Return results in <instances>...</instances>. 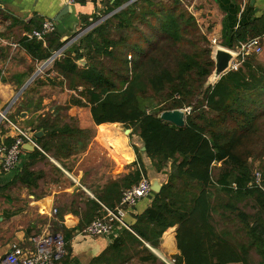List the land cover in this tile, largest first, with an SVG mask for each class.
Returning a JSON list of instances; mask_svg holds the SVG:
<instances>
[{
    "label": "trees",
    "instance_id": "obj_1",
    "mask_svg": "<svg viewBox=\"0 0 264 264\" xmlns=\"http://www.w3.org/2000/svg\"><path fill=\"white\" fill-rule=\"evenodd\" d=\"M105 3L109 17L78 44L68 46L47 72H54L52 80L61 79L63 88L74 93L65 104L39 116L37 128L45 130L37 138L39 145L59 161L85 149L91 131L80 128L73 116L65 121L63 113L65 109L69 116L73 105L84 106L91 109L97 124L118 122L131 129V135H139L158 173L171 162L161 191L154 193L132 225L136 234L124 229L112 243L117 251L113 260L125 258L120 250L128 241L145 246L143 239L157 247L163 233L177 226L178 264H251L253 250L260 256L259 264H264V61L256 53L240 57L237 69L206 87L215 62L192 0ZM99 18L84 17V24L87 27ZM41 25L42 21L34 28ZM263 36L264 13L240 25L226 44L239 48ZM24 43L35 60L44 61L67 41L56 30L45 40ZM82 58L85 65L78 63ZM39 78L37 84H46ZM177 108L187 109L184 127L160 118L163 111ZM134 148L141 153L138 146ZM43 151L36 148L31 159L47 158ZM251 159H261V184ZM30 164L23 166L17 179L33 186L41 173L31 171ZM142 172L146 174L144 167L113 181L118 203L124 189L140 181ZM248 199L254 201L255 213L239 205ZM236 220L246 241L227 227ZM220 223H224L221 228Z\"/></svg>",
    "mask_w": 264,
    "mask_h": 264
},
{
    "label": "crops",
    "instance_id": "obj_2",
    "mask_svg": "<svg viewBox=\"0 0 264 264\" xmlns=\"http://www.w3.org/2000/svg\"><path fill=\"white\" fill-rule=\"evenodd\" d=\"M105 1L0 0V111H7L9 119L29 131H39L43 129L37 128L39 116L48 112L56 101L66 103L74 93L67 88L63 90L61 79L52 80L54 72L40 74L41 61L32 57L24 43L27 33L44 19L56 20L69 5V11L56 20L63 40L84 25V17L92 19L99 14ZM200 3L197 11L209 40L215 38L220 45L234 51L238 48L227 45L228 39L240 25L264 13V0H201ZM259 39L264 49V36ZM47 60L42 67L47 65ZM37 70L39 73L33 78ZM37 77L46 84H37ZM23 103L24 108H20ZM68 114L77 120L80 128L91 131L92 138L85 149L59 161L43 151L36 138L35 148L22 152L18 169L8 172L0 169V259L13 245L32 248V235L45 230L61 232L67 240L68 253L59 264H123L124 259L125 264H149V261L159 263L160 256L178 254L177 226L163 233L157 247L143 239L146 247L128 241L120 250L125 258L118 261L113 260L117 251L111 245L127 228L117 226L107 236L79 233L82 226L104 213L103 205L113 207L118 203L120 195L113 181L143 167L150 179L161 180L162 173L155 170L151 158L142 150L141 137L122 129L123 124H97L91 109L84 106L73 105ZM15 136V130L5 120H0V139L10 144ZM134 146L140 148V154ZM36 148L47 158L31 159V152ZM29 163H32L31 171L41 173L33 186L17 179L23 166ZM151 200L149 197L138 200L127 213L126 220L131 228ZM128 230L136 234L133 228Z\"/></svg>",
    "mask_w": 264,
    "mask_h": 264
},
{
    "label": "built area",
    "instance_id": "obj_3",
    "mask_svg": "<svg viewBox=\"0 0 264 264\" xmlns=\"http://www.w3.org/2000/svg\"><path fill=\"white\" fill-rule=\"evenodd\" d=\"M77 0H68L73 3ZM57 30V21L54 19H44L40 28H34L27 33L28 39L45 40L47 34ZM213 45H219L217 39H212ZM263 50L259 37L251 38L241 44L235 51L238 58L232 63V69H237L247 54H259ZM59 51V50H58ZM57 52V51H56ZM61 52V51H60ZM57 54V56L60 54ZM55 56L49 63L57 58ZM52 57V56H51ZM51 57L49 59H51ZM48 63V64H49ZM0 120H5L16 132V136L11 144L0 140V169L3 171H13L19 168L21 155L24 151L23 145L27 141H36L34 134L15 123L7 116V111H0ZM256 181L260 184L262 181L261 172H256ZM151 179L143 175L140 181L124 189L122 197L114 207L103 205L104 213L98 215L84 228L80 234H89L92 236L110 235L117 226L132 229L127 222V213L133 210L136 202L143 198H148L152 193ZM57 212V209H54ZM32 248H25L13 245L12 248L0 259V264H59L67 255V240L65 236L58 231L45 230L32 235ZM164 264H178L176 257L160 256Z\"/></svg>",
    "mask_w": 264,
    "mask_h": 264
},
{
    "label": "water",
    "instance_id": "obj_4",
    "mask_svg": "<svg viewBox=\"0 0 264 264\" xmlns=\"http://www.w3.org/2000/svg\"><path fill=\"white\" fill-rule=\"evenodd\" d=\"M134 0H131V2ZM69 11V5H66L64 10L58 15L56 20H59L63 14ZM69 37H64L63 41H66ZM65 49V46H63L59 51L55 52L51 59H48L46 64H48L57 54ZM212 59L215 62V68L211 75L209 76L206 87H209L211 85H215L224 74H226L228 71L231 70L232 63L235 61L236 58H238V53L232 49H229L227 47H224L222 45H213L212 46V53H211ZM79 64L85 65L87 63L86 58H82L79 61ZM39 71L35 73L33 78L37 76ZM186 111L187 109H171V110H165L160 114V118L165 122H170L178 127H184L186 125ZM25 114V112L23 113ZM34 133L35 138H40L44 134V130L41 129L39 131L32 129L31 130ZM126 131L131 132V129H126ZM36 141H27L23 147L27 150H33L36 146ZM142 150H146V146H142ZM151 189L152 192L149 195V198L152 199L154 197V193H159L163 187V182L158 179L157 177L151 178Z\"/></svg>",
    "mask_w": 264,
    "mask_h": 264
},
{
    "label": "rangeland",
    "instance_id": "obj_5",
    "mask_svg": "<svg viewBox=\"0 0 264 264\" xmlns=\"http://www.w3.org/2000/svg\"><path fill=\"white\" fill-rule=\"evenodd\" d=\"M193 1V5L197 8L196 9V11H195V14H196V16L198 17V19H199V21H200V14H198V12L199 11H197L198 10V7H201L200 6V2H201V0H198V2H197V0H192ZM109 15L110 14H105V7H103L100 11H99V14H97V16H100V18L99 19H95L94 21H93V23L91 24V25H89V26H85V24L84 25H82V27H80L78 30H76L75 31V33L73 34V35H71L66 41H67V45L68 46H70V47H72V46H74L75 44H78L79 43V41H80V39L83 37V36H85L92 28H94L95 26H96V24H99L100 22H102L103 20H105L107 17H109ZM201 23V22H200ZM67 46V47H68ZM66 47V48H67ZM263 47V46H262ZM65 48V49H66ZM65 49H63L61 52H60V54L57 56V57H60V55H62V52L65 50ZM257 56L258 57H260L261 59L262 58H264V49L262 50V52L261 53H259V54H257ZM45 61V60H44ZM54 61L55 60H53L51 63H49V64H47L46 66H44V67H42V65L45 63V62H43V61H41V63L39 64V68H38V70H40V74H44V73H47L49 70H51L52 69V67H53V63H54ZM37 70V71H38ZM39 74V75H40ZM56 76V75H55ZM65 88H63V90H64ZM72 95H73V93H71ZM61 104H65V102H61ZM55 105H58V102L56 101V102H54L53 103V106H55ZM64 111H63V113H64V120L65 121H70V115L68 116L66 113H67V110H65V109H63ZM121 128L122 129H127L124 125H121ZM132 138L134 139V140H137V138L136 137H134V136H132ZM252 160V163H253V169H255L254 170V172L256 173V172H261L262 170H261V159H251ZM170 168H171V162H169L168 164H167V166L164 168V171L165 172H161L162 173V177H161V181L163 182H166V180H167V178H168V172L170 171ZM149 177V176H148ZM150 178V177H149ZM164 182H163V184H164ZM260 184H261V182H260ZM247 202H250V204H248V205H246L245 203H247ZM239 205L242 207V208H244V209H246L248 212H250V213H255L256 212V208H254V201L252 200V199H248L247 201H242V202H240L239 203ZM215 218L217 219V220H219V217L217 216V215H215ZM224 226V223H220L219 224V227L221 228V227H223ZM227 227H229L231 230H232V233L233 234H235V236H236V238L237 239H243L244 241H246V233H245V230H244V228H243V226H242V224L240 223V221L239 220H236L234 223H231L230 225H227ZM137 247H139L138 245H137ZM158 250V249H157ZM250 255H251V264H259V262H260V256L258 255V253L256 252V251H251V253H250ZM167 256H169V255H167ZM175 257V256H174ZM161 259V258H160ZM159 259V263H157V262H153V261H149V264H151V263H155V264H164V262L162 261V259L160 260ZM236 264V263H235ZM238 264H241V263H238Z\"/></svg>",
    "mask_w": 264,
    "mask_h": 264
}]
</instances>
